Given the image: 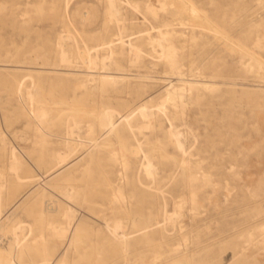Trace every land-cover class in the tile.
Returning <instances> with one entry per match:
<instances>
[{
	"label": "rangeland",
	"instance_id": "obj_1",
	"mask_svg": "<svg viewBox=\"0 0 264 264\" xmlns=\"http://www.w3.org/2000/svg\"><path fill=\"white\" fill-rule=\"evenodd\" d=\"M108 2L0 0V264H264V0Z\"/></svg>",
	"mask_w": 264,
	"mask_h": 264
},
{
	"label": "bare ground",
	"instance_id": "obj_2",
	"mask_svg": "<svg viewBox=\"0 0 264 264\" xmlns=\"http://www.w3.org/2000/svg\"><path fill=\"white\" fill-rule=\"evenodd\" d=\"M120 1H123V0H120ZM126 1H128V0H126ZM124 3V2H123ZM161 3H163V2H161ZM108 4H109V8H110V12H111V14L113 13V14H115V13H118L119 12V7L115 4V2H114V0H109V2H108ZM122 4V3H121ZM129 5V4H128ZM146 5V4H145ZM165 5V4H164ZM151 6V5H150ZM162 6H163V4H162ZM154 7V6H153ZM160 7H161V5H160ZM147 8V7H146ZM163 8V7H162ZM52 9V8H51ZM50 9V10H51ZM149 9V8H148ZM150 10H151V12L152 13H154L155 12V10L151 7L150 8ZM110 14V13H109ZM108 14V15H109ZM112 14V15H113ZM155 16V15H154ZM117 28H119L118 30L120 31L119 33L121 34V36L123 35V36H125L124 34H123V32H125V27L122 25V24H119V27H117ZM117 30V31H118ZM119 34V35H120ZM166 34V33H165ZM168 34H170V33H168ZM115 35V34H114ZM161 35V34H160ZM122 36V37H123ZM116 37V36H115ZM131 37V36H130ZM124 38V37H123ZM123 38H121V39H123ZM127 38H129V36L127 37ZM194 38V37H193ZM161 39V38H160ZM147 41H148V39H147ZM150 41V40H149ZM149 41H148V43H149ZM111 41L109 40L108 41V44L110 43ZM121 42V41H120ZM151 42L153 43L154 42V39H151ZM113 43V42H112ZM122 43V42H121ZM124 43V42H123ZM158 45H159V43H160V41H159V39H158ZM126 44V42L124 43V45ZM127 45L130 47V48H133L134 49V45H132V43L131 42H128L127 43ZM153 45V44H152ZM157 45V46H158ZM106 46H108L109 47V45H107L106 44ZM168 47H167V49H166V52H165V54H164V56H165V58L164 59H167L168 60V62H169V64L171 63L172 65H174V64H176V62L177 61H175V59H176V56H177V52H176V50H175V48H174V46L172 45V43L171 44H169V45H167ZM121 47H123V44H122V46ZM153 47V46H152ZM60 48H61V46H60ZM127 48V47H126ZM114 50V49H113ZM62 51V50H61ZM140 50H138V52H139ZM116 52V51H115ZM129 52H130V50H129ZM137 53V52H136ZM136 53H134V52H132V55H134L135 54V56H137V54ZM109 54V53H108ZM110 55V54H109ZM109 55H108V57H109ZM163 54H162V52H161V56H162ZM61 56H62V59H63V61L66 59V54H65V52H62V54H61ZM107 56V55H106ZM108 57H106V58H108ZM102 58V59H101ZM100 58V60H102L103 61V58H104V56H102ZM106 58H104L105 60H106ZM95 59V58H94ZM133 60H134V58H133ZM133 60H132V62H133ZM135 61V60H134ZM65 63V62H64ZM96 65V64H95ZM106 66V65H105ZM182 66V65H181ZM171 67H173V66H171ZM177 67V66H176ZM90 71V70H89ZM263 71V70H262ZM115 73V72H114ZM178 75V74H177ZM102 79L103 80H113V78L115 79V76H113V75H111V74H109V73H107V74H105V73H103L102 75ZM133 76V75H132ZM179 78H181L180 76H179ZM180 80H182V78L180 79ZM190 84V87H191V85L192 84H194V82L193 83H189ZM170 86H172L171 88H166L165 90H166V96L165 97H167V98H172V99H174L176 96H178L181 92V90L184 88V87H177V86H174V85H170ZM196 86V85H195ZM204 87H210V85L209 84H204L203 85ZM189 87V88H190ZM214 88H216V87H214ZM185 90V89H184ZM211 91V90H210ZM178 99V98H177ZM180 99V98H179ZM169 100V99H168ZM164 103V102H163ZM139 107V106H138ZM144 107H145V105H140V107L139 108H137L138 109V111H140V110H142V109H144ZM174 107V106H173ZM163 110V109H162ZM117 113H110V112H107V113H102V116H101V122H100V125L102 126V129L104 128L105 130H110L111 131V129H113L115 126H116V124L118 123H116V120H114V116L116 115ZM145 114L146 113H144L143 114V116H145ZM118 115V114H117ZM130 117H129V114H127V115H125V116H123L122 117V119L120 120V121H122V120H124V121H127L128 119H129ZM166 120V119H165ZM119 121V122H120ZM142 125V124H141ZM141 125H139V128L141 129V128H143L144 129V127L145 126H147V125H145V124H143V125H145V126H141ZM171 126V125H170ZM171 128V127H170ZM174 130V129H173ZM176 131V130H175ZM173 132V131H172ZM176 133V132H175ZM179 133V132H178ZM173 135H174V133H172ZM180 134V133H179ZM175 135H177V134H175ZM181 135V134H180ZM175 137V136H174ZM69 139V138H68ZM178 143H179V141H178ZM180 144V143H179ZM181 145V144H180ZM69 153H70V151H68V152H64V153H62V155L61 156H59V158H58V161L59 162H63V161H65L66 159H67V157H68V155H69ZM188 155V154H187ZM144 156H146V155H144ZM10 160H11V166H10V168L12 167V168H14L13 169V171L16 169L15 167H16V164L17 163H19V157L17 156V153L14 151V150H12L11 151V153H10ZM144 158V157H143ZM143 165H144V169H145V172L146 173H148V174H151L152 172H151V168L149 167L150 166V161H145V162H143ZM150 168V169H149ZM145 174V173H144ZM17 177V176H16ZM209 183V182H208ZM193 194H194V192H192ZM193 194H192V196H193ZM192 196H191V198H192ZM179 204V203H178ZM174 216H175V214H174ZM172 216H170V218H171ZM66 223L64 224V226H62V227H60L59 228V230H57V234L58 235H60V237H62V238H66L67 239V241H69V244L71 243V241H72V237H73V233H74V231H75V229L77 228V227H75L74 226V231L72 232V234H71V231H70V226H72L74 223H73V221H72V218L69 216V215H66ZM70 228V229H69ZM72 228H73V226H72ZM246 238H245V240H244V242L245 243H254V244H256L257 246H259V247H261V248H264V220L263 221H261L260 223H258V224H256L255 226H253L251 229H249L248 231H246ZM67 245V244H66ZM250 245V244H249ZM248 245V246H249ZM252 257V256H251ZM253 260V259H252ZM253 261H255V259L253 260ZM258 262V261H257ZM255 263H256V261H255Z\"/></svg>",
	"mask_w": 264,
	"mask_h": 264
}]
</instances>
